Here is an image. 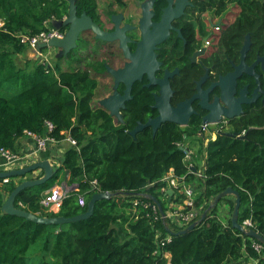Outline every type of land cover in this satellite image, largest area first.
I'll return each instance as SVG.
<instances>
[{
    "label": "trees",
    "instance_id": "trees-1",
    "mask_svg": "<svg viewBox=\"0 0 264 264\" xmlns=\"http://www.w3.org/2000/svg\"><path fill=\"white\" fill-rule=\"evenodd\" d=\"M117 1L120 6L124 5L122 0ZM194 2L196 7L192 10L198 11L199 17L208 11L222 17L230 4H238L241 12L233 24L234 35L229 39L223 36L222 43L230 39L238 41L248 32H252L254 40L264 35V0ZM76 5L78 16L87 13L99 18L98 0H76ZM69 6V0H0V20L4 21L0 29V149L17 154L19 140L28 136L26 132L51 136L59 143L68 135L76 141V145L68 142L53 179L62 182L69 171L68 185H77L78 190L70 192L60 211L53 213L41 204L44 192L53 185L46 183L27 188L16 198L15 206L19 209L40 217L72 218L88 210L94 194L109 192L114 196L97 202L93 216L87 220L43 225L2 212L8 195L28 174L10 178L7 183L0 179L3 183L0 185V264H251V260L264 264V249L263 254H259L254 247L261 243L233 228L231 217L227 224L219 217L218 206L223 201L228 202L232 216L235 196L222 198L208 211L217 195L233 188L241 197L239 223L247 229L254 228L264 237L263 115L259 121L251 119L240 126L238 131H247L245 139L217 135L206 144L204 137L199 138V153L204 159L201 167L198 164L190 168L186 153L180 149L181 144L185 147L186 141L197 135V130L189 125L180 127L167 122L156 135L148 128L134 138L129 132L136 128L143 114L141 97L149 93H142L140 85L136 88V100L124 111L123 124L99 107V82L95 73L102 75L106 68L102 63H95L88 54L83 58L85 66L79 65L78 53L87 49L90 41L81 36L77 47L68 54L67 57L74 55L77 64L71 70H54L39 62L28 69V61V66L21 68L16 62L17 53L34 51L17 36L48 31L47 26L54 27L55 22L67 18ZM164 6L166 0H156L158 13ZM257 23H261V28H257ZM67 30V27L61 28L63 33ZM37 60L33 59L32 63ZM168 63L176 64L170 60ZM180 68L184 73L181 79H189L192 72L187 58L181 60ZM4 88L18 91L4 96L1 94ZM186 91L184 87L180 93ZM145 100V108L154 103L150 94ZM135 104L139 105L138 111L133 110ZM48 122L54 125L52 132ZM250 126L256 129L250 130ZM200 168L202 175L197 178L195 174ZM171 171L175 178H185L186 187L200 181V187L195 189V205L200 210L195 220L198 225L182 235L177 233L192 223L180 227L168 216L171 203L181 205L185 200L182 189L173 188L174 194L167 193L170 185L163 179ZM95 181L98 183L94 184ZM147 194L161 202L166 219L159 209L155 213L152 207L155 204L145 196ZM81 197L84 206L80 204ZM247 220L252 226L245 225ZM170 233L171 243L163 245Z\"/></svg>",
    "mask_w": 264,
    "mask_h": 264
},
{
    "label": "flooded vegetation",
    "instance_id": "flooded-vegetation-1",
    "mask_svg": "<svg viewBox=\"0 0 264 264\" xmlns=\"http://www.w3.org/2000/svg\"><path fill=\"white\" fill-rule=\"evenodd\" d=\"M145 1L148 0H131L130 3L127 0H122V3H124L122 6L119 5L120 3L117 0L109 1L104 8V13L99 8L98 19L90 17L103 31L112 33L116 30V24L113 20L114 17L121 16L120 28L131 26L130 30L126 32V36L129 39L126 44L129 47L130 53L134 54L143 39L140 21L143 17L142 6ZM174 1L176 2V0ZM189 2L190 4L185 7L183 14L171 21L172 29H169V37L158 44L154 50L157 54L158 61L161 63L160 68L156 72V77L162 79L165 71L174 72L178 70V73L171 79V86L174 91L173 97L171 98L172 106L175 107L179 103L195 97L190 103L192 114L189 117L187 126L189 125L193 129L195 128L197 135L191 137L189 141L201 143L199 138L206 137V133L201 132L202 126L211 124L204 122V118L209 114L215 115L217 113L220 116V120L217 122L218 124L216 123V126L211 124L209 129L217 130V135H227V137L232 139H243L247 135V131L243 130L241 132L238 129L248 124L251 119L259 121L261 115L264 117V68L260 62L256 63L259 58L264 57V35L261 39L254 40L252 32H248L241 36L242 38L239 37L237 39L238 41H232L230 39L227 43H222L223 36L227 35L229 39L234 35L233 24L241 12L238 4H230L222 17H216L212 11H208L199 17V12L192 10L193 7H196L194 0H190ZM155 4L156 0L151 8V11L154 12L152 23L158 24L162 19L164 10L168 8L169 3L166 0V6L161 9L160 13L156 10ZM135 5L139 7L140 12L135 13L131 11L130 8ZM108 11L111 13L109 14ZM67 28L69 27L67 26ZM257 28H261V23H257ZM248 35L250 36V46L244 57L243 48L247 42ZM81 36L91 43L87 49L79 51L78 57L81 60L79 65L81 67L85 66L86 59L83 60V58L87 54L91 56V59H94L95 63H99L100 65L102 63L106 68L105 73L102 75L95 73L99 82V88L108 81L110 82V87L113 89L109 97L115 91L121 96L125 95L126 85L121 82L117 89H115L116 80L108 71L109 68L116 71L124 69L126 64L132 62L125 56L124 50L121 48L120 40L105 42L97 39L91 31H85L80 35V38ZM88 49L91 50L88 51ZM65 56L67 57L68 55ZM185 58L188 59L191 66L192 74L189 76L191 80L181 79L184 73L181 72L180 62ZM168 60L176 64L171 66ZM242 61L249 68L254 66V75L243 74L236 79L234 84H230L234 92L231 94V100L226 101L223 99L222 85H219L220 80L234 73ZM176 77H179L178 81ZM203 78L205 79L203 80ZM173 82H175L174 85ZM149 84L150 80L147 74L133 84L131 91L132 99L127 101L125 103L126 107L121 108L119 111V114L123 117V122H120L116 116H112L111 111L100 104V101L103 99L98 102V106L102 107L117 122L123 124L125 122L124 111L136 100V88L140 85L142 86V90L140 91L142 93H149L154 101L149 108H145V99L149 94L141 97L140 109L143 110V114L137 120V126L139 123L146 124L150 118L154 119L160 115L154 106L156 104L155 96L160 95L161 87L159 85L149 86ZM175 85H178V88H175ZM184 87L188 91L180 93L181 90H184ZM228 88L230 87L227 86ZM138 108V104L133 106V110L138 111ZM225 111H229L232 114L234 112V117H227ZM251 128L253 126H250L249 129ZM262 128L264 129V126Z\"/></svg>",
    "mask_w": 264,
    "mask_h": 264
},
{
    "label": "water",
    "instance_id": "water-1",
    "mask_svg": "<svg viewBox=\"0 0 264 264\" xmlns=\"http://www.w3.org/2000/svg\"><path fill=\"white\" fill-rule=\"evenodd\" d=\"M190 0H168L169 6L164 10L161 21L158 24L152 23V18L154 12L151 11L155 0H149L148 3H144L142 19L140 21V29L142 32V42L139 44L137 51L132 54L130 53L129 47L126 42L129 40L126 36V32L130 30L131 26H126L120 28L121 16L114 17V22L116 24V30L112 33L103 31L93 19L88 16L86 13H83L81 16H78V10L76 5V0H69V14L67 18L62 22H55L54 28L61 29L63 26H68V30L65 36L61 39H51L48 43H43L39 46V51L43 48H56L61 49L60 56L68 55L72 50L77 47V42L80 38V35L85 31H91L97 39L110 42L120 40L121 48L124 50L125 56L129 58L132 62L126 64V67L121 70L108 69L109 73L116 80L115 89H117L119 83H124L127 87L125 95L121 96L117 91L106 99L100 101V104L111 111L112 116H116L120 122H123V117L119 114L121 108H125V103L131 100V91L132 86L135 82L141 80L145 74L148 75L150 80L149 86L159 85L161 87L160 95H156V104L155 109H157L160 115L154 119H149L146 124L139 123V125L130 132V135L134 138L137 137V134L143 131L145 128H152L153 134L155 135L158 129L167 122L175 123L181 127H185L188 124L189 117L192 114V109L190 103L194 100L193 97L190 100H187L183 103H179L177 106L171 105V98L173 97L174 91L171 86V79L178 73V70L174 72L165 71L164 77L162 79L156 77V72L160 68L161 63L157 59V54L155 53L156 46L162 41L169 37V29H172L171 21L183 14V11L187 5L190 4ZM175 6V7H173ZM250 46V36H247V42L243 48V56L245 57L246 51H248ZM243 57V58H244ZM260 62L264 68V57H261L257 60L256 63ZM254 66L247 67V65L242 61L241 65L236 68L234 73L227 75L226 77L221 78L219 85H222L223 89V99L226 101L231 100V94L234 92L233 87L230 84H234L236 79L241 77L243 74L254 75ZM205 78H203L204 80ZM227 86L230 88L227 89ZM234 86V85H233ZM228 92H227V90ZM227 117H234L233 114L229 111H225ZM219 114L211 115L209 114L204 118V122L215 124L219 122ZM256 129V128H251ZM247 138V135L243 139ZM180 149L185 153L188 152L187 148L184 147V144L180 145ZM37 170H42L44 172L43 176L37 179H28L20 183L7 197L3 206L2 212L8 215H16L18 217L25 218L29 221H32L37 224L43 225H65L73 222H78L81 220H87L93 216L95 211V205L97 202L102 200L111 199L114 194L109 192H98L93 195L92 199L88 204V210L78 216L72 218H66L63 216L60 217H40L36 214L27 212L25 210L19 209L15 206V201L17 196L25 189L32 188L36 186H41L48 183L54 178L56 169L53 168L51 162L48 160L38 161L29 166L13 169L8 171L0 172V179L22 177L26 174L33 173ZM70 172L67 171L65 181L62 184L63 187L67 188V192H74L78 190L77 185H68V177ZM167 193L172 195L173 190H168ZM229 195L236 197V202L234 210L231 216V223L233 228L239 230L242 234L253 238L259 241L264 245V237L257 232L255 229H246L243 225L239 223V212L241 206V197L240 193L233 188H228L224 192L220 193L212 200L210 207L211 210L215 208L220 200ZM150 199L160 210V213L163 219H166V213L163 210L161 202L153 195H145ZM208 211L203 213L201 221H203ZM198 225V222L192 223L186 230H182L177 235L185 234L188 230L194 229ZM171 234V233H170Z\"/></svg>",
    "mask_w": 264,
    "mask_h": 264
},
{
    "label": "built area",
    "instance_id": "built-area-1",
    "mask_svg": "<svg viewBox=\"0 0 264 264\" xmlns=\"http://www.w3.org/2000/svg\"><path fill=\"white\" fill-rule=\"evenodd\" d=\"M3 26H4V21L0 20V29ZM47 28L49 29L48 31H42L41 33L34 35V36H30L27 34H20L17 37L19 38V40L21 41L22 44L28 46L30 49H33L34 51H37L39 56L42 57L43 54H45V53L43 51H39V46L41 44L48 43L51 39H55V38L61 39L65 36L64 33L59 31V29H56V28L51 27V26L50 27L47 26ZM44 64H48L50 66V64L47 63L46 57H45ZM217 124L215 123L213 125L216 126ZM47 126H48L49 131L52 132L54 129V125L52 123L48 122ZM210 126H211V124L210 125L209 124L203 125L201 128V132L206 133V136H209V137L212 136L211 140H215L216 135H217V130L209 129ZM26 133L28 134V136L30 138H32L34 140L36 147H37V150L39 152H45L49 149L50 146L56 145L59 143L55 138H53L51 136L40 137L36 134H32L31 132H26ZM65 141L70 142L73 145H76V141L73 140L69 135L66 137ZM206 141L207 140L205 138V143L207 144L208 142H206ZM189 155H190V151H188L186 153V158H188ZM0 157H3L9 163H15V162L20 161L22 159V157L19 156L18 154H15V153L11 152L10 150L3 149V148L0 149ZM188 165L190 168L194 167V165L192 163L191 164L188 163ZM168 179L170 180L172 190H174L173 188L182 189V192L185 196V200L183 201V203L181 205H175L173 203L170 204V211H169V215H168L170 220H172L174 223H176L180 227H183V226H185V224H188V223H193L200 215V210L197 209L196 205H195V202H196L195 188L193 186H191V184H190V186L186 187L185 186V180H184L185 178H182L181 180H179L178 178H175L173 176V171H171L167 175V177L163 180L166 181ZM7 182H9V178L3 180V183H7ZM3 183H0V185H2ZM97 183H98L97 181L94 182V184H97ZM67 190L68 189L63 187V186L62 187L61 186L55 187L49 193H47L45 195V197L42 199V201H41L42 206H44L50 212H53V213L59 212L61 207H62L63 200L69 194V192H67ZM165 190L166 189L163 188L162 192H165ZM80 204L82 206L85 205V201L82 197L80 198ZM152 207L154 208L155 213H157L158 207L155 205H152ZM245 225L252 226V222L250 220H247V221H245ZM171 241H172V235L169 234L166 237V240L163 242V245L171 243ZM254 247L259 252V254H263L264 246L262 244H256ZM253 262H254V264H258L257 260H253Z\"/></svg>",
    "mask_w": 264,
    "mask_h": 264
},
{
    "label": "rangeland",
    "instance_id": "rangeland-1",
    "mask_svg": "<svg viewBox=\"0 0 264 264\" xmlns=\"http://www.w3.org/2000/svg\"><path fill=\"white\" fill-rule=\"evenodd\" d=\"M98 1H99L101 12L104 13L105 6L108 4L109 1L112 2L113 0H98ZM127 2L130 3L131 0H127ZM148 2H149V0L145 1V3H148ZM130 9L132 12L134 11L135 13L140 12L139 7H136V5L134 7H131ZM61 51H62L61 49L48 48L47 50L43 51L45 54H43L42 57H40L38 54V60L35 63H32L33 58H31V57L34 55L33 53L31 55H28V54H25V52H20V53H17L15 55V57H16L17 64L21 68H26L28 66L26 64L27 61L30 62L28 69L34 68L38 62L44 64L45 57L47 58V63H49L50 66H52L54 70H71V69L76 68L77 64L74 60L75 59L74 55H71L69 57L60 56ZM77 51L78 50H76L74 52H77ZM109 83L110 82L107 81L100 86L98 93H97V98H98L97 102H99L102 99L108 98L110 96V94L112 93L113 89L110 87ZM17 91L18 90L12 91V90H8L7 88H4L1 91V94L4 96H10V95L17 93ZM205 138L207 140L206 142H210L212 136H210V137L206 136ZM185 147L190 150V155L188 158H186L187 163H189V164L192 163L194 165V167H195V164H199L200 167L203 166V164H204L203 155H201L199 153L200 143H195L194 141H186ZM196 175H197V178H199L202 175L201 168H200V171L198 173H196ZM166 177H164V179ZM9 180H10V178H9ZM166 182H168L170 185L169 190H172L170 180L168 179V180H166ZM48 183L50 185L56 184L54 179L50 180ZM199 184H200V181L198 180V182L192 183L191 186H193L196 189V187H200ZM228 197H229L228 199H232V197H230V196H228ZM218 207H219V210H218L219 217L222 219L224 224H227V221L231 217L230 206H229L228 202L223 201L222 203L219 204ZM166 257L170 258V255L167 254ZM250 263L254 264V262L252 260L250 261Z\"/></svg>",
    "mask_w": 264,
    "mask_h": 264
},
{
    "label": "crops",
    "instance_id": "crops-1",
    "mask_svg": "<svg viewBox=\"0 0 264 264\" xmlns=\"http://www.w3.org/2000/svg\"><path fill=\"white\" fill-rule=\"evenodd\" d=\"M32 53L34 55L31 58L38 59L37 51L30 50L28 51L27 54L31 55ZM19 145H20V149L17 154L21 156L22 159L15 163H9L3 157H0V172L23 168L31 164H34L38 161H44V160L50 161L53 168L56 169V167H59L61 164V160L63 159L65 151L68 147V142L67 141L60 142L56 145L50 146L49 149L45 152H39L37 150L34 140L30 138L29 136H25L24 138L19 140ZM196 165L198 164H195V166ZM43 174L44 172L42 170H37L33 173L28 174V176L25 177V180L37 179V178L42 177ZM64 181L60 182V180H55L56 184H54L53 187L50 188L49 190L45 191L44 195L49 193L55 187H60V186L62 187L63 186L62 184L64 183ZM68 184H69V179H68Z\"/></svg>",
    "mask_w": 264,
    "mask_h": 264
},
{
    "label": "clouds",
    "instance_id": "clouds-1",
    "mask_svg": "<svg viewBox=\"0 0 264 264\" xmlns=\"http://www.w3.org/2000/svg\"><path fill=\"white\" fill-rule=\"evenodd\" d=\"M188 150V149H187ZM188 151H190V150H188ZM196 222V221H195ZM194 223V222H193ZM245 227V226H244ZM246 228V227H245ZM247 229V228H246ZM251 229H254V228H251ZM263 245V244H262ZM264 246V245H263Z\"/></svg>",
    "mask_w": 264,
    "mask_h": 264
}]
</instances>
